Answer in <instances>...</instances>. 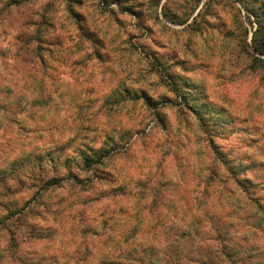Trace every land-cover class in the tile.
<instances>
[{
    "label": "rangeland",
    "instance_id": "374dc122",
    "mask_svg": "<svg viewBox=\"0 0 264 264\" xmlns=\"http://www.w3.org/2000/svg\"><path fill=\"white\" fill-rule=\"evenodd\" d=\"M260 51L264 0H0V264H264Z\"/></svg>",
    "mask_w": 264,
    "mask_h": 264
},
{
    "label": "trees",
    "instance_id": "16d2710c",
    "mask_svg": "<svg viewBox=\"0 0 264 264\" xmlns=\"http://www.w3.org/2000/svg\"><path fill=\"white\" fill-rule=\"evenodd\" d=\"M260 53H264L263 51H260ZM62 185V182L61 180H57V179H54V180H50L46 183V186L45 187H59Z\"/></svg>",
    "mask_w": 264,
    "mask_h": 264
}]
</instances>
